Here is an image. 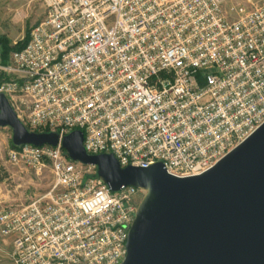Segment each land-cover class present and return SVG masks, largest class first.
Returning <instances> with one entry per match:
<instances>
[{
	"label": "built area",
	"instance_id": "1",
	"mask_svg": "<svg viewBox=\"0 0 264 264\" xmlns=\"http://www.w3.org/2000/svg\"><path fill=\"white\" fill-rule=\"evenodd\" d=\"M45 18L0 57V95L30 131L59 143L8 149V163L53 177L26 205L0 204L12 264H122L145 191L113 192L62 147L122 168L162 163L199 176L264 124V0H36Z\"/></svg>",
	"mask_w": 264,
	"mask_h": 264
},
{
	"label": "water",
	"instance_id": "2",
	"mask_svg": "<svg viewBox=\"0 0 264 264\" xmlns=\"http://www.w3.org/2000/svg\"><path fill=\"white\" fill-rule=\"evenodd\" d=\"M0 127L12 143L57 146L55 133L30 132L0 95ZM82 131L62 141L70 159L97 168L113 192L145 195L128 232L122 264H264V124L206 173L179 178L162 163L122 168L112 155H88Z\"/></svg>",
	"mask_w": 264,
	"mask_h": 264
},
{
	"label": "rangeland",
	"instance_id": "3",
	"mask_svg": "<svg viewBox=\"0 0 264 264\" xmlns=\"http://www.w3.org/2000/svg\"><path fill=\"white\" fill-rule=\"evenodd\" d=\"M45 14L44 6L36 0H0V38L5 37L12 45H15L24 39L27 31L45 18ZM11 137L12 130L0 133V149L4 160H6L5 149L9 145ZM22 182L24 185L21 191L25 193L24 205H26L49 191L52 187L53 177L49 171L44 172L41 176H36L28 171ZM1 264H12V261Z\"/></svg>",
	"mask_w": 264,
	"mask_h": 264
},
{
	"label": "crops",
	"instance_id": "4",
	"mask_svg": "<svg viewBox=\"0 0 264 264\" xmlns=\"http://www.w3.org/2000/svg\"><path fill=\"white\" fill-rule=\"evenodd\" d=\"M225 9L231 6L230 0H221ZM9 128H1V132H8ZM4 144V141L2 140ZM12 137L10 138L9 145L6 147V160H4L2 151L0 149V204L11 203L15 205H24L26 200L25 193L21 191L24 183L22 179L26 174L25 169L16 168L8 163L7 152L11 148ZM4 149V148H3ZM14 183V185H13ZM12 241L9 238H4L0 234V264L11 261Z\"/></svg>",
	"mask_w": 264,
	"mask_h": 264
},
{
	"label": "trees",
	"instance_id": "5",
	"mask_svg": "<svg viewBox=\"0 0 264 264\" xmlns=\"http://www.w3.org/2000/svg\"><path fill=\"white\" fill-rule=\"evenodd\" d=\"M29 39H30V30L27 31L24 39L17 42L15 45H12L7 38L1 37L0 38V57H1L2 63L8 64L11 54L15 51L22 50L28 44ZM2 80L3 78L2 76H0V83L2 82ZM11 146L16 147L13 145V143L11 144Z\"/></svg>",
	"mask_w": 264,
	"mask_h": 264
}]
</instances>
